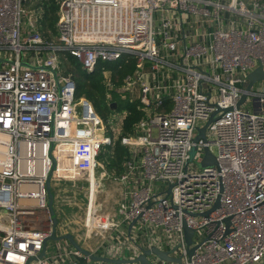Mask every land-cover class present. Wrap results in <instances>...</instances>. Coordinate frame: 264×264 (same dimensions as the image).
<instances>
[{
	"label": "built area",
	"instance_id": "obj_1",
	"mask_svg": "<svg viewBox=\"0 0 264 264\" xmlns=\"http://www.w3.org/2000/svg\"><path fill=\"white\" fill-rule=\"evenodd\" d=\"M43 1L0 0V264H91L50 241L38 258L52 224L50 154L57 163L59 154L82 157L96 175L97 159L122 137L125 112L106 122L77 98L60 55L88 75L100 63H136L122 89L137 93L145 118L121 138L131 150L115 223H133L122 239L130 259L155 247L179 264H264V81L246 90L248 75L264 70V0H56V34L46 37ZM102 75L110 106L115 83ZM212 115L207 141L193 143ZM205 147L216 166L198 167ZM38 211L46 213L42 229L34 226ZM183 223L194 231L190 246Z\"/></svg>",
	"mask_w": 264,
	"mask_h": 264
},
{
	"label": "crops",
	"instance_id": "obj_2",
	"mask_svg": "<svg viewBox=\"0 0 264 264\" xmlns=\"http://www.w3.org/2000/svg\"><path fill=\"white\" fill-rule=\"evenodd\" d=\"M109 78H111L110 73ZM115 87L111 93L116 94L119 100L128 101L132 106L130 108L133 109L132 112L139 114L140 117L129 129L125 125L126 118L131 114L129 108L120 110L118 106L115 109L109 108V114L107 113L105 118L100 117L107 122L125 112L121 125L119 124L118 127L121 130V136L127 137L134 134L135 125L145 118V113L139 110V102L136 100L137 93L130 95L125 92L122 89V81L118 85L115 84ZM113 102L111 101V103ZM113 126L117 127L116 124ZM122 137L114 138V144L105 148V156L103 154L97 159L101 166L95 171L96 175L90 174L86 162L75 159L71 155L59 154L54 180L51 183L54 194L53 207L58 220L57 234H71L84 249L96 252L100 257L110 259H116L119 254L125 259L132 257L131 252L122 241L124 237H127L126 233H128L129 227L115 226L118 220L117 211L125 192L118 180L125 172L124 163L130 159L131 150L121 143ZM77 172H81L82 177H76ZM102 172H105L109 177H101L99 174ZM84 174H88L87 182L83 181ZM99 177L101 178L98 179ZM45 221L46 213L38 211L34 218L35 228H44L46 226ZM61 227L65 231H61ZM50 242H57L67 247L71 246L67 241ZM119 247V250L123 248L122 252L115 251V248L118 249ZM124 248L130 252V256H124ZM91 264L104 263L91 261Z\"/></svg>",
	"mask_w": 264,
	"mask_h": 264
},
{
	"label": "water",
	"instance_id": "obj_3",
	"mask_svg": "<svg viewBox=\"0 0 264 264\" xmlns=\"http://www.w3.org/2000/svg\"><path fill=\"white\" fill-rule=\"evenodd\" d=\"M2 62H3V60L0 59V63H2ZM9 63H12V62H9ZM21 66H23L25 68H32L31 65L25 64V63H21ZM40 69H43V68H40ZM53 76H54V78H56L55 73H53ZM257 81H264V70L260 66L257 67L253 72H251L248 75V84L246 86V90L249 91L250 88L252 87V85ZM244 100H245V95H242L239 102H238L237 107L241 103H243ZM116 107H117V104L115 102L111 103L109 106V108H111V109H115ZM213 120H214V118L212 115L209 118V120L204 124V126H202L201 128H198L197 134L193 138V143H197L199 140H203L204 142L207 141L206 130H207L208 125ZM203 151H204V157H203L202 161L197 164L198 167L206 168V167L216 166V159L210 153L209 149L207 147H205ZM195 152H196V147H193L191 152H190V160L194 156ZM50 159L52 162V167H51V170L48 173V176H47L46 181H45V192H46V198H47V209H48L49 217H50L52 224H51L50 236L44 241V248L39 253L38 258H42L45 255V248H46L47 242H49V241H67L76 251H78L84 257L89 258V260L92 262H99V263H104V264H149L147 257L150 256L151 254H153L162 261L173 262V263H177V264L180 263V259L169 257V254L172 251L162 252L155 247H151L150 249H147V250L142 249L141 250L142 253L139 254L134 259H123V258L110 259V258L100 257V256L94 255L90 251L84 249L81 245H79V243L76 242V240L74 239V237L71 234L58 235L56 232V226L58 224V220H57V217H56V214L54 211V207H53V205H54V194L52 192V185H51L52 176H53L54 171L56 170L57 162L51 154H50ZM218 205H219V200L216 201L214 209L217 208ZM207 214L208 213H205L204 216H206ZM224 223H225L226 228H227L226 233H229V229H228L229 218L225 219ZM132 226H133V223L130 224L129 230L131 229ZM183 231H184L185 242L188 246H190L192 244V237H193L194 231L189 229L185 225V223H183ZM194 250H195V247L187 250V254L189 257L193 255Z\"/></svg>",
	"mask_w": 264,
	"mask_h": 264
},
{
	"label": "trees",
	"instance_id": "obj_4",
	"mask_svg": "<svg viewBox=\"0 0 264 264\" xmlns=\"http://www.w3.org/2000/svg\"><path fill=\"white\" fill-rule=\"evenodd\" d=\"M45 6L46 13L44 17L49 15V20L53 23L55 20L52 18V15L58 14V3L55 0H46L43 1ZM57 21V20H56ZM51 23V24H52ZM44 37L51 36L56 33L55 28L50 31H45L44 29L41 31ZM49 33V34H48ZM67 70L69 73H72L74 76V82L76 85V97H85L89 101L92 102L94 109L96 112L105 118L102 112V108L109 110V104H107L106 100V89L103 85V71H108L110 73L111 80L115 82L116 85L120 84L122 78L131 74L136 69V63L132 59H127L119 64H108V63H100L95 71L88 75L84 71L81 70L80 65L73 59L69 57L67 60ZM88 82V83H87ZM89 87V90H85V86ZM111 100L117 103L118 109L129 108L131 114L126 118L125 125L126 128L129 129L131 125L139 119L140 115L132 112L133 109H130L132 106L128 103V101L119 100L118 96L114 93H111ZM124 150V149H123Z\"/></svg>",
	"mask_w": 264,
	"mask_h": 264
},
{
	"label": "rangeland",
	"instance_id": "obj_5",
	"mask_svg": "<svg viewBox=\"0 0 264 264\" xmlns=\"http://www.w3.org/2000/svg\"><path fill=\"white\" fill-rule=\"evenodd\" d=\"M55 1V0H54ZM30 9L31 10H33V11H35L36 9H37V5L35 4V3H32V5L30 6ZM57 17H58V15L57 14H54V15H52V18H54V22L52 23L50 20H49V15L46 17V15H45V17L43 18V21H42V26H43V28H44V30L45 31H52L54 28H55V24H56V20H57ZM52 23V24H51ZM56 31V30H55ZM56 34V33H55ZM55 34H53V35H55ZM68 60V59H67ZM67 60L65 61L64 60V57L62 56V55H60V63H59V65H60V72H61V74H67L68 73V70H67ZM88 83V82H87ZM85 90H89V87H88V85L87 86H85V88H84ZM102 112L104 113V114H106V115H108L109 113V110H106L105 108H102ZM108 113V114H107ZM82 157H78V159H81ZM84 158V160H87V157H83ZM61 229V231H65L64 230V228H60ZM63 229V230H62ZM58 232V231H57ZM51 244H55V242H51ZM124 256H126V257H128V256H130V252L128 251V250H126L125 248H124Z\"/></svg>",
	"mask_w": 264,
	"mask_h": 264
},
{
	"label": "bare ground",
	"instance_id": "obj_6",
	"mask_svg": "<svg viewBox=\"0 0 264 264\" xmlns=\"http://www.w3.org/2000/svg\"><path fill=\"white\" fill-rule=\"evenodd\" d=\"M63 189V188H62ZM74 229V228H73Z\"/></svg>",
	"mask_w": 264,
	"mask_h": 264
}]
</instances>
